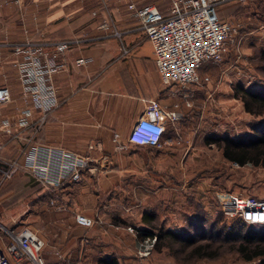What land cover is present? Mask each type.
<instances>
[{"label":"crops","instance_id":"0c3cea01","mask_svg":"<svg viewBox=\"0 0 264 264\" xmlns=\"http://www.w3.org/2000/svg\"><path fill=\"white\" fill-rule=\"evenodd\" d=\"M1 1L0 63L11 58L13 65L17 59L8 46L11 42L95 36L104 19L123 34L74 46L62 55L64 67L55 75L59 104L42 124L36 109L30 116L23 115V109L32 105L24 100L19 83L16 91L10 86L12 101L0 106V119L11 122L2 135V150L9 155L6 161L22 158L36 144L61 146L90 154L93 159L80 182H65L62 188L38 192L36 202L50 213L53 240L43 227L16 220L10 224L1 219L0 242L7 245L5 227L20 230L28 225L45 241L44 252L50 249L45 257L41 251L44 264H99L101 258L126 260L116 249L117 223L109 219L118 199L127 194L116 188L122 182L132 183L140 174L148 192L147 200L141 201L142 214L156 211L148 200L157 203L158 208L166 205L161 197L166 187L158 174L160 159L155 150L162 151L179 140L184 117L171 121L156 116L150 108L158 103L174 109L182 98L164 85L152 44L128 8L130 0ZM135 1L145 4V0ZM170 5L171 1L161 9L166 11ZM80 57L87 58V63L78 65ZM205 76L212 80L209 74ZM116 132L123 143L129 144L128 150L116 148ZM171 133L173 139L169 138ZM137 238L141 240L138 234ZM128 246L132 249L129 242ZM23 262L33 263L26 258Z\"/></svg>","mask_w":264,"mask_h":264},{"label":"rangeland","instance_id":"374dc122","mask_svg":"<svg viewBox=\"0 0 264 264\" xmlns=\"http://www.w3.org/2000/svg\"><path fill=\"white\" fill-rule=\"evenodd\" d=\"M145 3L156 4L161 9L170 0H145ZM219 14L235 27L227 51L220 62H207L201 70L203 78L209 74L212 80L191 86L190 105L183 98L179 101L180 110L185 114L180 121L179 140L174 143L171 140L173 145L165 146L162 151L155 150L160 159L158 174L164 178L166 187L161 193L166 205L158 208L157 203L148 200L149 206L156 210L150 212L157 214L158 225L195 234L197 244L210 243L207 251L216 256L191 258V249L176 246L173 251L154 247L146 258H139L143 239L137 238L136 229L145 226L141 201L147 200L148 192L138 173L132 183L122 182L117 186L118 192L126 190L127 194L124 196L122 192L114 214L109 217L117 223V252L126 259H121L120 264H259V260H243L232 249L231 242H211L202 237L212 235L211 224L230 226L243 221L250 226L264 225V163L239 165L228 160L219 145L206 142L209 136L248 140L264 130V115L246 112L242 100L235 96V87L239 85L264 92V0L225 4L219 8ZM17 76L11 58L0 63V86L9 85L16 91ZM172 136L171 133L169 138L173 139ZM7 157V152L2 150L0 166ZM46 190L29 171L18 170L0 186V220L43 227L53 240L50 213L36 202L38 192ZM194 223H202L208 233L196 231ZM128 242L133 250L129 249ZM47 250V253L43 250L44 257L50 253Z\"/></svg>","mask_w":264,"mask_h":264},{"label":"built area","instance_id":"2783aa9c","mask_svg":"<svg viewBox=\"0 0 264 264\" xmlns=\"http://www.w3.org/2000/svg\"><path fill=\"white\" fill-rule=\"evenodd\" d=\"M168 10H162L153 3L138 4L135 0L128 2L131 15L140 22L152 44L155 62L166 88L177 94L190 105L193 90L191 86L208 82L200 69L206 62H220L227 51V43L235 27L221 19L219 8L225 4L238 2L248 4L255 0H170ZM21 4L23 0H14ZM0 0V7L2 6ZM100 33L95 36L83 34L59 40L16 41L8 44L17 59L13 67L17 71L22 96L32 107L23 109L24 116H30L33 109L41 114V124L58 106V90L55 75L63 67L62 55L74 46L98 39L121 37L123 32L109 20L99 24ZM78 65L87 63V58L76 60ZM10 86H0V106L12 101ZM150 111L171 121H178L184 113L180 103L174 109L154 103ZM41 124L39 126H41ZM8 119H0V152L3 148L2 135L10 128ZM121 135L114 134L118 150H128L129 144L120 140ZM94 146L91 145L90 149ZM90 154H80L61 146L47 144L32 145L22 158L2 161L0 166V186L10 179L18 170L29 171L33 177L48 189L62 188L65 182L78 183L83 179V172L90 168ZM62 208V207H60ZM3 227V226H2ZM133 230L132 227H130ZM7 245L0 242V264H24L26 258L37 264H44L41 251L45 241L30 226L24 225L20 230L4 228ZM157 237H148L140 241L139 258H146L155 247Z\"/></svg>","mask_w":264,"mask_h":264},{"label":"trees","instance_id":"16d2710c","mask_svg":"<svg viewBox=\"0 0 264 264\" xmlns=\"http://www.w3.org/2000/svg\"><path fill=\"white\" fill-rule=\"evenodd\" d=\"M264 54V53H263ZM235 96L242 100L245 111L253 115H264V92L252 91L243 86L235 87ZM208 144H217L224 156L239 165L253 163L260 165L264 163V130L258 131L256 137L242 140L231 136H209L206 138ZM145 224L144 228L138 229V237L146 239L157 237L155 247L158 250L168 248L173 251L176 246H181L184 250L191 249L190 257H213L216 256L207 249L211 244H197L195 234L180 232L171 228L158 225L157 214L155 212H145L142 216ZM196 231L208 233L202 223H194ZM212 235L202 236L204 239L233 243L232 249L245 261L259 260V264H264V225L250 226L243 221H238L233 225L211 224ZM99 264H120L117 258H101Z\"/></svg>","mask_w":264,"mask_h":264}]
</instances>
